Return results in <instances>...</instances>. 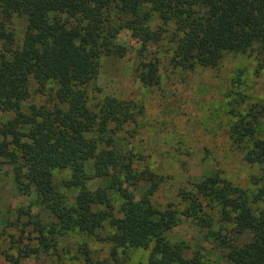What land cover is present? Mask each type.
Masks as SVG:
<instances>
[{
	"label": "trees",
	"instance_id": "obj_1",
	"mask_svg": "<svg viewBox=\"0 0 264 264\" xmlns=\"http://www.w3.org/2000/svg\"><path fill=\"white\" fill-rule=\"evenodd\" d=\"M110 9L118 15L116 20L123 19L125 28L147 41H158L168 31L151 32L154 16L164 26L172 24L176 39L172 61L177 67L214 68L226 53H246L256 43L264 47V0H0V41L7 37L9 20L20 16L27 20L21 46L0 60V103L17 113L0 125V161L5 159L13 167L19 189L34 194L56 219L44 224L39 216L21 210L20 218L29 220L15 222L21 235L11 236L12 249L18 251L14 261L47 253L66 233L98 238L109 224L108 240L114 244L111 255L116 260L119 248H133L149 249V264H206L187 257L186 247L167 239L166 233L178 222V211H161L136 201L132 189L142 188L145 178L132 162L122 159L109 135L110 124L121 126L132 120L129 106L106 97L100 112L94 113L87 104L86 87L97 77L100 59L114 49L115 19L112 25L104 22ZM140 78L145 85L158 84L154 70ZM31 79L41 85L54 82L55 99L68 109L32 106L23 113ZM231 114L237 118L230 129L232 143L240 146L251 139L246 160L264 169V137L259 135L264 108L253 106L244 116L232 109ZM88 163L96 177L110 178L120 193L119 216L105 188L87 187ZM56 169L71 170L68 187L80 189L71 204L64 202L55 186ZM150 180L147 196L159 186ZM181 198L188 206L185 215L201 224L206 237L218 238L221 263L214 264H264V187L251 198L246 190L216 175L198 184L194 192H182ZM210 203L218 205L230 228L213 229L214 218L205 210ZM258 204L262 209L254 213L251 206ZM3 223L0 215V227Z\"/></svg>",
	"mask_w": 264,
	"mask_h": 264
},
{
	"label": "rangeland",
	"instance_id": "obj_2",
	"mask_svg": "<svg viewBox=\"0 0 264 264\" xmlns=\"http://www.w3.org/2000/svg\"><path fill=\"white\" fill-rule=\"evenodd\" d=\"M117 18L113 9L104 15L107 24L112 25L115 19L117 29L111 34L114 49L111 55L100 59L99 73L86 87L87 104L94 113L100 112L106 97L129 106L132 120L121 126L110 124L112 133L109 135L122 159L132 162L137 173L142 174L141 178H145L140 184L142 188L132 189L136 201L149 203L161 211H178V222L166 233L169 242L186 247L189 258H199L206 264L221 263L218 238L206 237L207 231L201 224L185 215L188 206L181 193L194 192L198 184L216 175L246 190L251 198L264 187L263 166L249 164L246 160L252 140L235 146L230 138L231 126L237 121L231 114L232 109L244 116L253 106L264 108V47L256 43L246 53H226L214 68L177 67L172 61L176 47L172 24L164 26L154 16L149 24L151 32L168 31L162 33L158 41H147L125 28L123 19ZM5 26L7 37L0 41V60L5 56L9 58L12 51L21 46L27 20L22 16L14 17ZM151 70L155 71L158 84L148 86L140 77ZM56 88L54 82L41 85L31 79L30 97L23 102L22 112L28 114L32 106L60 107L66 111L68 107L55 99ZM16 115L0 103V125ZM259 135L264 137V119ZM86 172L91 177L86 182L87 187L92 191L105 188L115 206L114 213L119 216L117 210L122 199L111 185V179L96 177L89 163ZM71 173L69 169L53 171L55 186L66 204L73 203L80 192L78 188L68 187ZM150 179L159 186L153 195L147 196L152 184ZM217 206L210 203L205 209L214 218L213 229L230 228ZM251 207L254 213L262 209L260 204ZM21 210L39 216L44 224L56 222L34 194L26 195L19 189L13 167L1 159L0 215L4 223L0 227V264H149V249L119 248L117 260L113 258L114 244L108 240L112 233L109 224L98 238L78 232L66 233L58 239L54 249L16 263L18 251L12 249L11 236L16 234L19 238L21 233L16 231L15 224L29 220L26 216L20 218ZM226 234L232 237L230 232Z\"/></svg>",
	"mask_w": 264,
	"mask_h": 264
}]
</instances>
